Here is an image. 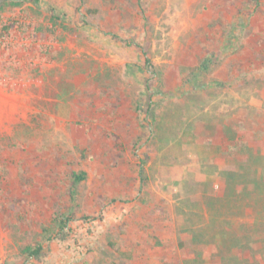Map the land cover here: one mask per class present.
I'll use <instances>...</instances> for the list:
<instances>
[{
  "label": "rangeland",
  "instance_id": "obj_1",
  "mask_svg": "<svg viewBox=\"0 0 264 264\" xmlns=\"http://www.w3.org/2000/svg\"><path fill=\"white\" fill-rule=\"evenodd\" d=\"M254 7L84 0L83 24L75 0H0V88L13 94L0 112V264L37 242L38 264H264V0ZM113 32L147 49L153 77ZM146 81L152 124L135 111ZM79 170L69 239L46 241Z\"/></svg>",
  "mask_w": 264,
  "mask_h": 264
},
{
  "label": "trees",
  "instance_id": "obj_2",
  "mask_svg": "<svg viewBox=\"0 0 264 264\" xmlns=\"http://www.w3.org/2000/svg\"><path fill=\"white\" fill-rule=\"evenodd\" d=\"M249 1L255 4V7L253 8L255 9L261 3L262 0H249ZM75 2H76L75 12H77L78 15L81 16V20L83 24L88 23V21L85 20V17L87 16V13L89 10L82 11V8H81L82 2H84V0H75ZM216 6L220 7L217 3H213L211 5V9H215ZM240 11L241 10H238L237 13H239ZM251 13L247 14L246 17L248 18L252 17ZM53 18H57V15L53 14ZM112 37L116 38L117 40H120L121 42L125 43V45L127 46L134 44L137 47L138 51L140 52L141 59H142L141 65H142L143 70L149 75H151V77H153V75L155 74L154 66L150 61V57L148 55L147 49L140 42L129 41L128 39L121 37L117 32H113ZM211 57L212 55L204 58L201 61L199 66L196 68L198 73H205V71L208 70L209 64L211 63ZM147 81L145 82L144 91L146 92L148 91L147 92L148 97L145 100L138 102L135 108L137 117L141 124H144V123L152 124L153 121L155 122L156 120L154 106L156 105L157 98L153 94L152 90H150V85L148 84ZM217 83H220L219 85L224 84L222 82H217ZM148 119H150L151 122ZM137 143L134 145H137ZM139 148L140 146H137V149ZM145 162L146 160L143 159L142 162L137 165V171L139 173V176L141 175V181H144L145 179V175L143 171ZM68 175L70 176V179H69L70 183L67 187V191L65 193L60 192L61 194H59V195H62V197L66 199L65 200L66 206H62L61 208L58 207L57 210H55L54 212H51L49 215L52 218L49 224H47V226L42 225L43 227L42 230L44 231L45 235H47L45 238L46 241H51V240L52 241H66L68 240L70 233L72 231L71 223L77 218L75 210L76 208L79 207V204L77 202L78 197L81 194L79 190V186L81 185V183L87 180L88 174L85 170H79V171H70ZM13 190L14 189H11V191ZM0 192L3 193L2 188L0 189ZM16 192L15 193L18 195L17 197L19 198V202H20V198H22L21 196H22L23 191L16 190ZM9 196H11V192L9 193L7 197ZM17 215H18V218L22 219L21 213H18ZM45 246H46L45 244H42L40 242H37L33 245H25L21 249L23 260H20L17 264H26L27 262L29 264H31L32 262H35L36 264H38V262L42 261V258L46 255Z\"/></svg>",
  "mask_w": 264,
  "mask_h": 264
},
{
  "label": "crops",
  "instance_id": "obj_3",
  "mask_svg": "<svg viewBox=\"0 0 264 264\" xmlns=\"http://www.w3.org/2000/svg\"><path fill=\"white\" fill-rule=\"evenodd\" d=\"M12 97L13 94L12 93H7V91H2V89L0 88V112H4V114H7V111L12 109V103L13 101H9V97ZM10 102V103H9ZM10 105V106H9Z\"/></svg>",
  "mask_w": 264,
  "mask_h": 264
}]
</instances>
